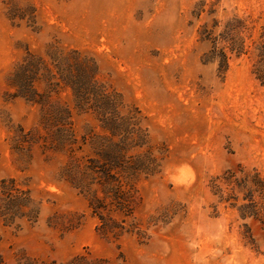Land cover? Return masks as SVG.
Wrapping results in <instances>:
<instances>
[{
  "label": "rangeland",
  "instance_id": "1",
  "mask_svg": "<svg viewBox=\"0 0 264 264\" xmlns=\"http://www.w3.org/2000/svg\"><path fill=\"white\" fill-rule=\"evenodd\" d=\"M232 18L245 22L248 48L262 32L264 0H0V185L15 179L40 202L36 223H0L5 264L88 252L115 264H264V85L250 54L219 72L200 36L203 25L218 21V33ZM27 50L92 58L124 114L139 111L161 168L138 182L118 240L100 236L85 197L59 178L64 158L45 150L40 107L15 97L11 73ZM49 101L72 106L71 90ZM73 128L80 145L105 137L76 110ZM36 129L37 143L16 145Z\"/></svg>",
  "mask_w": 264,
  "mask_h": 264
},
{
  "label": "trees",
  "instance_id": "2",
  "mask_svg": "<svg viewBox=\"0 0 264 264\" xmlns=\"http://www.w3.org/2000/svg\"><path fill=\"white\" fill-rule=\"evenodd\" d=\"M203 12L199 7L197 17ZM208 15H213V11ZM219 27V22L214 20L210 27L205 24L201 28V40L210 44V50L204 54L207 62H215L218 71L225 73L233 55L250 54L252 73L264 85V26L259 40L253 41L248 48L240 35L243 29L248 30L244 21L232 18L216 33ZM97 76L96 62L78 51L60 55L51 51L44 58L27 50L11 73L10 85L15 89V97L40 107L45 150L64 158L59 178L85 197L91 214L99 221L97 231L102 238L111 241L127 232L124 223L136 208L138 182L142 177L157 174L161 165L148 147L147 130L141 125L139 111L131 109L132 113L124 114L127 107L121 95L100 83ZM41 84L45 85L47 93L38 90ZM65 89L71 90L73 105L59 101L51 105L50 94L59 95ZM73 110L91 115L105 137H83L80 145L73 128ZM36 133L38 129L29 131L25 134L27 137L16 141V145L32 146L38 142L34 139ZM257 184L258 190H262V182ZM39 213L40 202L32 197L31 190L20 188L15 179L1 182L0 223L3 226L20 229L25 220L34 224ZM0 264H5L1 256ZM24 264L115 263L93 258L88 252L65 262L28 258Z\"/></svg>",
  "mask_w": 264,
  "mask_h": 264
}]
</instances>
